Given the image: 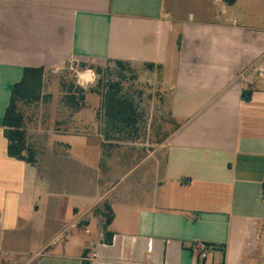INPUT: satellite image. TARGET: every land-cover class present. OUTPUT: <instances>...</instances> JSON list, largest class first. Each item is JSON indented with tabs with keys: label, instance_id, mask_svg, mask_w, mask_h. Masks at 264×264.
I'll use <instances>...</instances> for the list:
<instances>
[{
	"label": "crops",
	"instance_id": "obj_1",
	"mask_svg": "<svg viewBox=\"0 0 264 264\" xmlns=\"http://www.w3.org/2000/svg\"><path fill=\"white\" fill-rule=\"evenodd\" d=\"M114 60L161 68L177 124L163 159L121 154L96 94L28 138L35 165L9 156L26 67L47 82ZM0 264H264V0H0Z\"/></svg>",
	"mask_w": 264,
	"mask_h": 264
},
{
	"label": "rangeland",
	"instance_id": "obj_2",
	"mask_svg": "<svg viewBox=\"0 0 264 264\" xmlns=\"http://www.w3.org/2000/svg\"><path fill=\"white\" fill-rule=\"evenodd\" d=\"M256 7L260 11L262 6L256 4ZM75 65L72 66L70 63L62 69L48 74L49 78L44 90V94L48 98L44 100L42 107H40L41 111L43 110V115L46 116V121H39L38 116L30 117L27 123L30 142L35 140L37 132L42 128L41 126L49 125L53 118L57 117L56 114H59V120L70 121L73 118L75 120L78 117L83 118L77 115L81 113L82 108H73L66 104L69 102V96L74 94L77 98L83 94L85 105L88 94H96V101H93L96 111V127L97 130L102 132L104 130L105 132V125L101 119L103 114L102 93L106 92L111 84L120 82L121 95L135 103L138 109L139 121L136 124L137 129L132 131V134L126 132L110 133L113 144H118L117 142L122 144L121 154L135 155L138 158L157 156L163 159L166 140L177 124L169 113L167 100H165L166 91L160 83V80L163 79L161 68L152 72L147 66L132 65L129 69L122 70L119 73L116 65L112 63L104 66L101 73L93 69L96 72L94 81L82 85L77 78V73L82 71ZM81 90L85 93H81ZM78 100L80 101V99ZM29 114L32 115L31 112ZM71 128V125L64 127L59 124V127L56 126V129L60 130ZM116 151L114 150V152ZM115 155L117 156L118 153H115Z\"/></svg>",
	"mask_w": 264,
	"mask_h": 264
},
{
	"label": "trees",
	"instance_id": "obj_3",
	"mask_svg": "<svg viewBox=\"0 0 264 264\" xmlns=\"http://www.w3.org/2000/svg\"><path fill=\"white\" fill-rule=\"evenodd\" d=\"M112 63L116 65L119 73L132 66L130 62L123 60H114L110 62V64ZM87 66H91L99 73L103 71V67L97 64L82 63L77 65L81 71L85 70ZM147 67L149 69L157 68L154 64H147ZM120 85V82H115L107 88L106 92L102 93L103 114L101 119L105 124L104 129L106 131L103 132L105 137H110V133L126 132L127 134H132V131L137 129L136 124L139 121L138 109L131 99L121 95ZM45 87V68L26 67L22 78L12 88L10 102L3 119L4 133L8 140L9 156L32 165L37 163V157L35 149L28 140L27 123L31 116H39L40 107H42L44 100L48 98L44 94ZM80 92L85 93L83 90ZM244 97L248 100L251 99V93H245ZM68 99L69 102L66 104L73 108H81V105L85 103L83 94L79 98L74 94L69 96ZM30 112L32 115L29 114ZM106 208V221L103 226L105 242L112 243L114 234L108 228L113 222L114 214L110 206L107 205ZM205 247L216 249L219 246L206 244Z\"/></svg>",
	"mask_w": 264,
	"mask_h": 264
},
{
	"label": "built area",
	"instance_id": "obj_4",
	"mask_svg": "<svg viewBox=\"0 0 264 264\" xmlns=\"http://www.w3.org/2000/svg\"><path fill=\"white\" fill-rule=\"evenodd\" d=\"M71 65L72 66L74 65L73 61L71 62ZM85 75L87 76L86 79L83 78V76H85ZM95 77H96V72L93 69H88L84 72H78L77 73L78 82L82 85L84 83H89V82L94 81ZM192 249H193L194 253L197 254L199 257L205 258L206 253H207L209 248L204 247V246L202 247V246H200V244H194Z\"/></svg>",
	"mask_w": 264,
	"mask_h": 264
}]
</instances>
